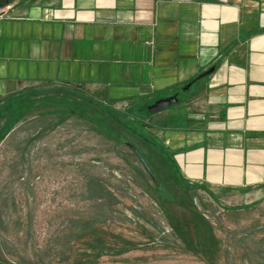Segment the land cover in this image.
Wrapping results in <instances>:
<instances>
[{"label": "rangeland", "instance_id": "obj_1", "mask_svg": "<svg viewBox=\"0 0 264 264\" xmlns=\"http://www.w3.org/2000/svg\"><path fill=\"white\" fill-rule=\"evenodd\" d=\"M29 90L0 98V264H264V184L208 181L145 102Z\"/></svg>", "mask_w": 264, "mask_h": 264}, {"label": "crops", "instance_id": "obj_2", "mask_svg": "<svg viewBox=\"0 0 264 264\" xmlns=\"http://www.w3.org/2000/svg\"><path fill=\"white\" fill-rule=\"evenodd\" d=\"M9 3L0 98L53 86L152 105L183 93L157 114L166 146L205 158L208 181L264 184V0Z\"/></svg>", "mask_w": 264, "mask_h": 264}, {"label": "water", "instance_id": "obj_3", "mask_svg": "<svg viewBox=\"0 0 264 264\" xmlns=\"http://www.w3.org/2000/svg\"><path fill=\"white\" fill-rule=\"evenodd\" d=\"M5 0H0V2H3ZM214 68H209L208 70H206L205 72L201 73L199 76H197L192 82L198 81L208 75H210L213 72ZM189 85V84H188ZM187 85V87H188ZM177 102V99L175 98V96L173 97H169L163 100H158L156 102H154L152 105L147 106V112L150 114H156L159 113L161 111H163L164 109H166L169 106L175 105ZM128 148L133 152V154L137 157V159L139 160V162L141 163V165L143 166L144 170L146 171V173L148 174V176L151 178V180L156 183L155 178L151 172V170L148 168L147 164L145 163V161L143 160V158L140 156V154L130 145H127Z\"/></svg>", "mask_w": 264, "mask_h": 264}, {"label": "built area", "instance_id": "obj_4", "mask_svg": "<svg viewBox=\"0 0 264 264\" xmlns=\"http://www.w3.org/2000/svg\"><path fill=\"white\" fill-rule=\"evenodd\" d=\"M9 8H10V6L0 10V15H3L5 13V11L8 10Z\"/></svg>", "mask_w": 264, "mask_h": 264}, {"label": "trees", "instance_id": "obj_5", "mask_svg": "<svg viewBox=\"0 0 264 264\" xmlns=\"http://www.w3.org/2000/svg\"><path fill=\"white\" fill-rule=\"evenodd\" d=\"M60 89H64V88H60ZM58 92H63L65 94H68L66 91H58Z\"/></svg>", "mask_w": 264, "mask_h": 264}]
</instances>
